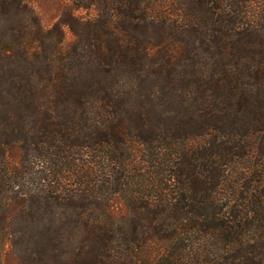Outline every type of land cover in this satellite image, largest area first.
Here are the masks:
<instances>
[{"label":"trees","instance_id":"16d2710c","mask_svg":"<svg viewBox=\"0 0 264 264\" xmlns=\"http://www.w3.org/2000/svg\"><path fill=\"white\" fill-rule=\"evenodd\" d=\"M39 1L0 0V264H264V0Z\"/></svg>","mask_w":264,"mask_h":264},{"label":"rangeland","instance_id":"374dc122","mask_svg":"<svg viewBox=\"0 0 264 264\" xmlns=\"http://www.w3.org/2000/svg\"><path fill=\"white\" fill-rule=\"evenodd\" d=\"M55 2L52 0H41L38 2L37 11L43 23L50 24L55 19ZM70 35L65 32V40L68 41Z\"/></svg>","mask_w":264,"mask_h":264}]
</instances>
